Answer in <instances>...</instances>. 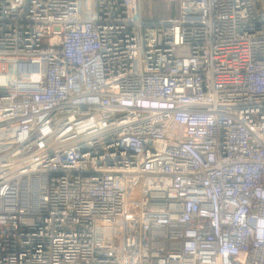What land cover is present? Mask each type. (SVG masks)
Segmentation results:
<instances>
[{"label": "built area", "instance_id": "1", "mask_svg": "<svg viewBox=\"0 0 264 264\" xmlns=\"http://www.w3.org/2000/svg\"><path fill=\"white\" fill-rule=\"evenodd\" d=\"M0 0V264H264V0Z\"/></svg>", "mask_w": 264, "mask_h": 264}, {"label": "rangeland", "instance_id": "2", "mask_svg": "<svg viewBox=\"0 0 264 264\" xmlns=\"http://www.w3.org/2000/svg\"><path fill=\"white\" fill-rule=\"evenodd\" d=\"M143 14L158 22L175 16V5H169L164 0H143Z\"/></svg>", "mask_w": 264, "mask_h": 264}]
</instances>
